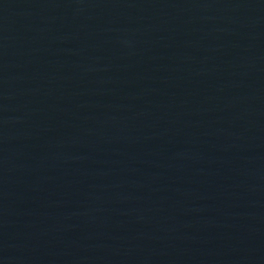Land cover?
<instances>
[{"label": "water", "instance_id": "1", "mask_svg": "<svg viewBox=\"0 0 264 264\" xmlns=\"http://www.w3.org/2000/svg\"><path fill=\"white\" fill-rule=\"evenodd\" d=\"M0 264H264V0H0Z\"/></svg>", "mask_w": 264, "mask_h": 264}]
</instances>
